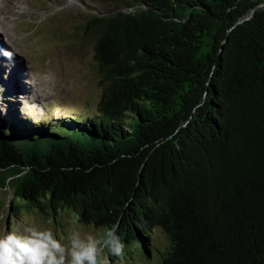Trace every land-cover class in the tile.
<instances>
[{"label":"trees","instance_id":"obj_1","mask_svg":"<svg viewBox=\"0 0 264 264\" xmlns=\"http://www.w3.org/2000/svg\"><path fill=\"white\" fill-rule=\"evenodd\" d=\"M122 1L76 28L93 114L34 120L0 90L10 209L114 229L117 259L160 229L161 264H264V0Z\"/></svg>","mask_w":264,"mask_h":264},{"label":"rangeland","instance_id":"obj_2","mask_svg":"<svg viewBox=\"0 0 264 264\" xmlns=\"http://www.w3.org/2000/svg\"><path fill=\"white\" fill-rule=\"evenodd\" d=\"M0 90L13 112L34 120L93 114L104 86L94 59L93 42L78 37L76 28L88 14L126 10L122 0H0ZM0 3V4H1ZM9 5V6H8ZM7 7V8H6ZM34 79V80H33ZM12 192L0 187V239L11 234L29 237L51 233L66 249L65 264H71L74 237L87 244L104 239L97 228L78 222L69 214L43 216L25 209H10ZM50 219V220H49ZM160 229L152 234L149 256L136 251L133 257L117 259L103 253L97 264H161L157 250L167 246ZM28 255V254H24ZM111 258V259H110ZM20 259V257H16Z\"/></svg>","mask_w":264,"mask_h":264},{"label":"clouds","instance_id":"obj_3","mask_svg":"<svg viewBox=\"0 0 264 264\" xmlns=\"http://www.w3.org/2000/svg\"><path fill=\"white\" fill-rule=\"evenodd\" d=\"M105 247H110L116 255L121 254L123 245L116 238L114 229L99 244L91 240L85 244L74 237L71 264H97ZM65 253L66 249L52 238L51 233L33 232L29 237L11 234L0 239V264H65Z\"/></svg>","mask_w":264,"mask_h":264},{"label":"bare ground","instance_id":"obj_4","mask_svg":"<svg viewBox=\"0 0 264 264\" xmlns=\"http://www.w3.org/2000/svg\"><path fill=\"white\" fill-rule=\"evenodd\" d=\"M8 1H9V0H8ZM11 1H12V0H11ZM0 3H1V1H0ZM8 6H9V5H8ZM2 7H3V5H2V3H1V4H0V11L3 10ZM6 8H7V7H6ZM0 20H1V19H0ZM1 29H3L2 26L0 27V32H1V31L3 32V30H1ZM7 31H8V30L4 31V34L7 33ZM5 36H6V35H5ZM2 50H3V48H2V46L0 45V51L2 52ZM33 80H34V79H33Z\"/></svg>","mask_w":264,"mask_h":264}]
</instances>
